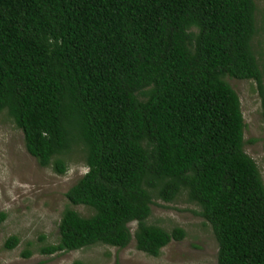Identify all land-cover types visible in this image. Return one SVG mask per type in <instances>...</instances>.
I'll return each instance as SVG.
<instances>
[{
    "label": "trees",
    "instance_id": "16d2710c",
    "mask_svg": "<svg viewBox=\"0 0 264 264\" xmlns=\"http://www.w3.org/2000/svg\"><path fill=\"white\" fill-rule=\"evenodd\" d=\"M255 11L254 0H0V113L38 166L62 175L76 152L90 168L64 197L91 214L64 209L41 254L133 239L156 257L184 232L148 225L150 205L184 193L216 264H264V186L225 81L255 82L264 152Z\"/></svg>",
    "mask_w": 264,
    "mask_h": 264
},
{
    "label": "rangeland",
    "instance_id": "374dc122",
    "mask_svg": "<svg viewBox=\"0 0 264 264\" xmlns=\"http://www.w3.org/2000/svg\"><path fill=\"white\" fill-rule=\"evenodd\" d=\"M256 34L252 48L264 84V0H254ZM236 93L244 123L243 151L255 163L264 186V152L262 149L261 104L252 80L227 78ZM252 140V142H249ZM66 171L55 174L49 167H40L23 146L22 134L4 113H0V264H216L217 243L210 226L199 215V208L186 200L184 193L171 203L153 200L148 225L166 232L180 228L184 237L170 241L151 257L135 249L133 239L124 248L93 245L76 251L41 254L40 248L55 245L57 226L62 211L72 209L80 217L91 212L82 206H71L66 191L82 176L85 166L79 153L65 159ZM132 233L135 223L128 224ZM14 236L16 245L5 249L3 244ZM28 251V257L22 253Z\"/></svg>",
    "mask_w": 264,
    "mask_h": 264
},
{
    "label": "clouds",
    "instance_id": "9594fccd",
    "mask_svg": "<svg viewBox=\"0 0 264 264\" xmlns=\"http://www.w3.org/2000/svg\"><path fill=\"white\" fill-rule=\"evenodd\" d=\"M90 172V168L87 166H83L80 168V174L81 175H87Z\"/></svg>",
    "mask_w": 264,
    "mask_h": 264
}]
</instances>
